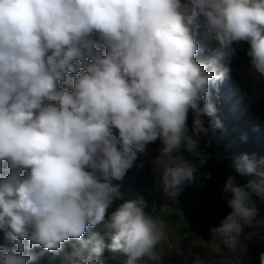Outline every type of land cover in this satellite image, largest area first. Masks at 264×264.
I'll return each instance as SVG.
<instances>
[{
  "label": "clouds",
  "instance_id": "clouds-1",
  "mask_svg": "<svg viewBox=\"0 0 264 264\" xmlns=\"http://www.w3.org/2000/svg\"><path fill=\"white\" fill-rule=\"evenodd\" d=\"M200 16L219 45L207 64L197 60ZM241 41L250 44V73L264 79V0H0V229L15 245H0V264H30L36 246L58 253L72 239L80 247L68 264H101L99 232L83 238L97 226L126 264L154 259L169 238L165 221L145 212L143 198L109 213L119 195L110 178L122 179L159 139L163 191L175 198L194 181L198 169L181 147L200 156L193 136L210 143L222 127L211 87ZM235 168L264 184L247 154ZM224 192L231 212L210 230L212 242L235 252L258 209L234 177ZM195 264L212 262L196 256Z\"/></svg>",
  "mask_w": 264,
  "mask_h": 264
},
{
  "label": "rangeland",
  "instance_id": "rangeland-1",
  "mask_svg": "<svg viewBox=\"0 0 264 264\" xmlns=\"http://www.w3.org/2000/svg\"><path fill=\"white\" fill-rule=\"evenodd\" d=\"M197 23L196 40L200 46L197 60L207 64L219 45L207 34L202 16L197 18ZM90 38L99 42L95 34ZM233 47L235 55L231 61L222 62L229 72L211 87L215 118L222 127L216 130V137L210 143L209 136H193L198 140L200 156L189 153L183 146L180 150V154L198 169L194 181L185 183L175 198L163 191L162 168L155 164L162 147L159 139L146 144L143 152H137V159L122 179L110 178L111 184L118 187L119 195L114 197L109 213L124 202L143 198L147 205L145 212L160 217L167 225L169 238L157 246L156 257L142 258L138 264H195L196 256L212 264H260V256L264 254V184H260V177L255 174L237 172L235 162L242 154H247L256 161L257 171L264 172V79L254 78L250 73V57L247 56L250 44L241 41ZM74 76L69 73V78ZM59 87L71 90L68 84L61 83ZM203 119L207 126L211 118ZM192 121L189 112L187 124L190 130ZM113 134L118 137V130L113 129ZM229 176L234 177L235 184L245 187L258 209L251 225L242 223L235 252H229L219 240L213 243L210 231L231 212L227 205L231 194L224 192ZM249 182L260 184L259 189L246 187ZM93 231L99 232L105 244L98 257L101 264H126L128 257L125 254L112 252L107 247L111 240L100 226L86 231L83 238L87 239ZM0 245L15 247L8 239L7 229H0ZM73 246L80 247V242L74 239L65 242L58 253L36 246L31 250L36 258L30 264H68L66 256L73 251Z\"/></svg>",
  "mask_w": 264,
  "mask_h": 264
}]
</instances>
